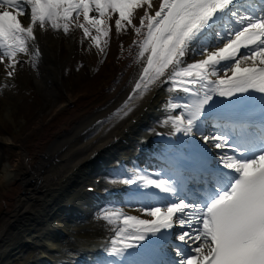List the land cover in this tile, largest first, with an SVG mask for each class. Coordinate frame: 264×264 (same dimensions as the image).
Returning <instances> with one entry per match:
<instances>
[{
    "label": "snow or ice",
    "instance_id": "snow-or-ice-1",
    "mask_svg": "<svg viewBox=\"0 0 264 264\" xmlns=\"http://www.w3.org/2000/svg\"><path fill=\"white\" fill-rule=\"evenodd\" d=\"M233 3L0 0V64L5 65L7 77L15 75L18 56L29 53L37 28L62 29L67 34L75 26L103 52L101 38L110 36L115 17L116 34L131 30L142 36L134 42L142 67L117 114L126 116L134 97L142 98L154 89L167 88L176 94L166 101L167 112L182 111L166 115L162 124L171 125L173 135L182 133L188 138L181 143L189 147L176 150L191 158V164L183 162L184 175L199 181L198 190L189 195L171 176L162 179L138 173L125 179V184L159 190L172 202L144 204L141 211L150 219L119 208L102 210L101 218L117 226L108 250L111 256H122L149 234L172 230L170 236L179 241L174 245L179 260L173 264H264V124L253 134L241 115L245 104L241 94H264V14L238 15ZM228 14L236 17V27L221 33L217 24ZM25 16L29 17L27 25L21 20ZM38 56L36 49L33 61ZM188 57H193L192 62ZM217 96L228 102L218 104ZM209 117L232 123L218 120L213 134L204 135Z\"/></svg>",
    "mask_w": 264,
    "mask_h": 264
},
{
    "label": "bare ground",
    "instance_id": "bare-ground-1",
    "mask_svg": "<svg viewBox=\"0 0 264 264\" xmlns=\"http://www.w3.org/2000/svg\"><path fill=\"white\" fill-rule=\"evenodd\" d=\"M114 18L110 22L112 31L106 38V50L97 64L96 74L91 79H81V69H77V88H69L62 81L60 55L66 58L68 48L77 45L80 50L85 41H89L90 38L85 40L80 36V29L70 26L67 34L62 29L50 27L36 31L37 38L29 42L30 48L37 47L39 41L43 53L35 61L33 51L23 54L26 60H31L29 67L34 70L36 82L53 80L63 96L23 129H16L12 135L0 136V257L10 256L24 244V232H32L47 216L58 213L66 202L71 201V212L75 207L86 209L91 205L96 196L70 195L68 191L72 186L88 179L93 172L96 174L92 179L98 173L116 169L115 158L131 148L142 157H148L145 152L147 144L140 147L135 134L149 121L155 122L158 116H163L167 112L166 101L176 94L169 93L167 88L154 89L142 98L134 97L130 101L131 111L126 116L122 112L117 114L131 95L128 90L137 79L141 64L138 43L134 42L142 36L131 30L116 34ZM21 20L26 25L29 17H21ZM80 22H83L82 18ZM46 55H50L49 58ZM53 65L56 73L51 69ZM67 84H71L70 81ZM99 115L103 117L94 122ZM142 137L147 138L145 135ZM141 214L143 219L151 218L143 212ZM78 227L76 230L71 227L68 245H78L83 239L92 240L96 236L108 238L111 242L117 228L102 218ZM152 237L149 234L146 239L151 240ZM147 245L146 241L138 244L142 247Z\"/></svg>",
    "mask_w": 264,
    "mask_h": 264
},
{
    "label": "rangeland",
    "instance_id": "rangeland-1",
    "mask_svg": "<svg viewBox=\"0 0 264 264\" xmlns=\"http://www.w3.org/2000/svg\"><path fill=\"white\" fill-rule=\"evenodd\" d=\"M92 35H96V32L93 30ZM104 39L101 38L100 47L104 49L101 52L92 41H86L84 47L80 51V62L78 69H81V79H91L97 72V64L99 63L100 58L106 50V44ZM50 56V55H49ZM48 55L46 57L49 58ZM62 57V58H61ZM64 59L65 55H60V76L64 81H66V86L69 88H77L79 85L75 79L76 73L74 70L73 75L68 79L71 84H67V79H64ZM63 63V64H62ZM5 66L0 64V79L3 75V68ZM29 68V65L20 61L16 65V73L13 78H9L8 81L0 80V136L4 137L7 135H12L16 129H23L29 122L37 118L40 113L47 112L54 104L55 101H58L62 98V92L60 91L56 82L51 79L45 80L42 82V88L38 91L35 89V79L31 76L26 75L25 69ZM51 69L56 73L55 66H51ZM3 82V83H2ZM53 94V96H52ZM8 112V113H7ZM7 113V114H6ZM11 116L12 118L10 119ZM20 126V127H19ZM146 128V127H144ZM143 129H141L142 131ZM137 137H140L136 134ZM0 144V153L1 150ZM96 173V172H95ZM94 173V174H95ZM93 174V175H94ZM103 179H106L108 175L98 173V176ZM92 175L88 179L81 180L77 186H72L68 191V194H81L83 192V181L91 182ZM72 189V190H71ZM62 203V202H61ZM61 206V204H60ZM59 210V209H58ZM61 212H66V209L61 208ZM55 215V214H53ZM53 215L47 216L46 219H43L40 224L37 225L36 229L32 232H24V244L16 248L14 252L8 257H0V264H36L41 261L39 254L44 251L38 237L41 234H44L48 228L51 226V217ZM56 216V215H55ZM53 216L52 218H54ZM58 217V216H56ZM46 220V221H45ZM73 225L72 222H68L67 225L62 229V233L58 234V237L55 241L51 242L48 251L52 258H55L57 263L60 264L61 258L64 254L70 253V251H78L79 247H82L85 242H90L91 240L83 239L81 244L74 245L69 247L67 236L70 234V227ZM41 227V228H40ZM42 229V230H41ZM38 230V231H37ZM41 230V231H40ZM40 231V232H39ZM13 235V233H12ZM28 237H27V236ZM78 235V233H77ZM31 237V238H30ZM95 240V239H94ZM96 242V241H94ZM27 243V244H26ZM33 243V244H32ZM96 246H101L99 243H95ZM70 246H72L70 244ZM22 248V249H20ZM80 249V248H79ZM21 250V251H19ZM19 252V253H18ZM18 253V254H17ZM5 258V259H4Z\"/></svg>",
    "mask_w": 264,
    "mask_h": 264
}]
</instances>
